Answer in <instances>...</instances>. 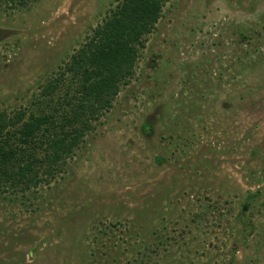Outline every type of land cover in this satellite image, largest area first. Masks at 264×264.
Here are the masks:
<instances>
[{
    "label": "rangeland",
    "instance_id": "374dc122",
    "mask_svg": "<svg viewBox=\"0 0 264 264\" xmlns=\"http://www.w3.org/2000/svg\"><path fill=\"white\" fill-rule=\"evenodd\" d=\"M122 1L0 2V113L69 115ZM141 43L61 170L0 190V264H264V0H165Z\"/></svg>",
    "mask_w": 264,
    "mask_h": 264
},
{
    "label": "trees",
    "instance_id": "16d2710c",
    "mask_svg": "<svg viewBox=\"0 0 264 264\" xmlns=\"http://www.w3.org/2000/svg\"><path fill=\"white\" fill-rule=\"evenodd\" d=\"M28 0H0L23 5ZM165 0H123L98 25L70 59L68 72L79 75L77 97L68 113H0V190L29 191L52 178L78 148L89 122L111 108L137 61L138 46L158 22ZM62 75L58 78L61 80ZM57 79V80H58ZM48 85L43 94H52Z\"/></svg>",
    "mask_w": 264,
    "mask_h": 264
}]
</instances>
